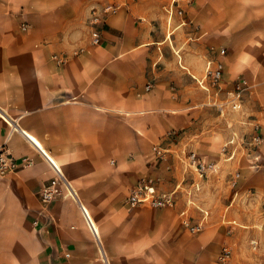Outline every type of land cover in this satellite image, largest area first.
Masks as SVG:
<instances>
[{"label": "crops", "instance_id": "crops-1", "mask_svg": "<svg viewBox=\"0 0 264 264\" xmlns=\"http://www.w3.org/2000/svg\"><path fill=\"white\" fill-rule=\"evenodd\" d=\"M172 2L0 0V146L18 164L0 173V264H264V169L247 155L259 125L264 163V0H181L183 15ZM220 49L222 89L208 91L195 78ZM238 78L246 111L221 112ZM175 132L158 165L153 145ZM186 150L217 164L192 195ZM43 152L63 174L49 202ZM143 177L183 185L176 204L130 208Z\"/></svg>", "mask_w": 264, "mask_h": 264}, {"label": "built area", "instance_id": "built-area-1", "mask_svg": "<svg viewBox=\"0 0 264 264\" xmlns=\"http://www.w3.org/2000/svg\"><path fill=\"white\" fill-rule=\"evenodd\" d=\"M190 3L195 0H188ZM181 0H173L169 12L172 14L176 12L179 15H183V9L178 8ZM109 10V9H108ZM102 23L98 14H95L92 17V24L97 26ZM101 30L99 27H94L92 31L93 42L100 43L101 42ZM227 55L225 49L218 50V57L215 59H210L207 61L205 74L201 79L195 78L197 83L205 90L211 91L212 89H216L217 91L222 89V79L224 78V57ZM248 82L244 78H238L234 81L233 84V93L225 100L215 101L214 104L219 108L221 112L226 111L225 107L229 106L232 110L239 111L243 106L244 94L248 89ZM150 88V86H148ZM260 133V126H255V135L252 137L251 142H249L247 148L249 156L250 164L249 166L253 169H264V163L261 161L259 156H256L253 152L260 147L262 142V137ZM180 133L175 132L170 135L169 144L165 146L162 143H158L153 145L152 152L154 155V160L159 165V163L163 161L169 160V158L175 153L176 145L179 144L180 141ZM235 143V139L230 140L226 143L222 148V153L227 156L229 154L230 145ZM44 153V152H43ZM186 165L188 172L190 169L196 174V178H192L190 185L193 187L192 189H187L186 192L189 195H192L193 189L194 191H200L201 184L205 181L208 175L211 172L217 170V164L205 160L198 153L194 151L186 150ZM45 157H47L48 161L52 165L55 170L57 177L52 179L50 184L42 188L39 192L41 200L44 202L51 201L58 192L57 182L60 178H63V174L56 164L54 160H52L46 153H44ZM234 152L227 156V159L234 157ZM30 162V160H29ZM18 167L17 160L14 158L7 150L5 146H0V173L6 174L10 172L16 171ZM171 166L167 167V170H170ZM240 178V173H237L233 179V184L236 185L238 179ZM159 182V178L153 177H143L139 179L136 186L130 191L127 197V204L130 208H138L141 206H150L153 208H169L173 207L176 204L177 196L184 188L183 185L177 184L172 192H159L156 188L157 183ZM71 194L74 195V191L71 190ZM86 219L88 220L89 226L94 229V225L88 215V212L84 210ZM185 225L192 232H199L202 229V225H193L189 220H185ZM96 231V230H95ZM229 252L227 248L223 250L222 260H225L228 256Z\"/></svg>", "mask_w": 264, "mask_h": 264}, {"label": "rangeland", "instance_id": "rangeland-1", "mask_svg": "<svg viewBox=\"0 0 264 264\" xmlns=\"http://www.w3.org/2000/svg\"><path fill=\"white\" fill-rule=\"evenodd\" d=\"M233 87V86H232ZM246 111V109L244 108V106L242 107V109H240L239 111H235L237 114H243ZM226 113V112H225Z\"/></svg>", "mask_w": 264, "mask_h": 264}, {"label": "bare ground", "instance_id": "bare-ground-1", "mask_svg": "<svg viewBox=\"0 0 264 264\" xmlns=\"http://www.w3.org/2000/svg\"><path fill=\"white\" fill-rule=\"evenodd\" d=\"M32 140L36 143V144H38L39 145V142L36 140V139H34V138H32ZM50 157V156H49ZM51 158V157H50ZM53 160V159H52ZM83 208H84V210L87 212V209L84 207V206H82ZM96 226V225H95ZM96 228V227H95Z\"/></svg>", "mask_w": 264, "mask_h": 264}]
</instances>
